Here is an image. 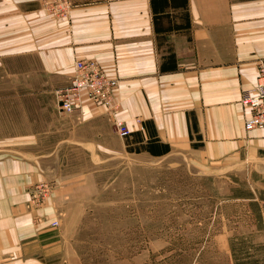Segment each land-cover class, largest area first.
<instances>
[{"label": "crops", "instance_id": "crops-1", "mask_svg": "<svg viewBox=\"0 0 264 264\" xmlns=\"http://www.w3.org/2000/svg\"><path fill=\"white\" fill-rule=\"evenodd\" d=\"M262 57L264 0H0V264H50L58 251L60 187L39 207L30 191L56 181L63 153L264 161V125L246 130L240 101ZM78 58L118 79L128 135L92 101L59 111Z\"/></svg>", "mask_w": 264, "mask_h": 264}, {"label": "rangeland", "instance_id": "rangeland-1", "mask_svg": "<svg viewBox=\"0 0 264 264\" xmlns=\"http://www.w3.org/2000/svg\"><path fill=\"white\" fill-rule=\"evenodd\" d=\"M63 155L36 183L46 198L60 187L50 264H264V161Z\"/></svg>", "mask_w": 264, "mask_h": 264}, {"label": "built area", "instance_id": "built-area-1", "mask_svg": "<svg viewBox=\"0 0 264 264\" xmlns=\"http://www.w3.org/2000/svg\"><path fill=\"white\" fill-rule=\"evenodd\" d=\"M256 71L255 86L251 90L245 91L240 98L242 105L249 111L244 120L246 130L264 125V57L257 60ZM117 83L116 77L108 75L95 59L78 58L75 60L74 73L68 84L57 89L58 109L62 113H70L79 108L86 100L103 105L114 116L117 132L121 136L128 135L130 129L124 121L116 118L119 103L114 98V89ZM43 185L45 186L41 187L40 184H36L31 188L30 202L34 206L47 199V191H41L48 186L47 184ZM57 224L56 219L51 221L52 226Z\"/></svg>", "mask_w": 264, "mask_h": 264}]
</instances>
